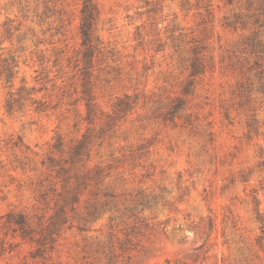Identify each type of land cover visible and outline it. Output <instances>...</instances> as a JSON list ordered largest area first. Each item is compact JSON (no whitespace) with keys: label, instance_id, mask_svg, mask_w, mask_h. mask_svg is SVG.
I'll use <instances>...</instances> for the list:
<instances>
[{"label":"rangeland","instance_id":"rangeland-1","mask_svg":"<svg viewBox=\"0 0 264 264\" xmlns=\"http://www.w3.org/2000/svg\"><path fill=\"white\" fill-rule=\"evenodd\" d=\"M0 264H264V0H0Z\"/></svg>","mask_w":264,"mask_h":264}]
</instances>
